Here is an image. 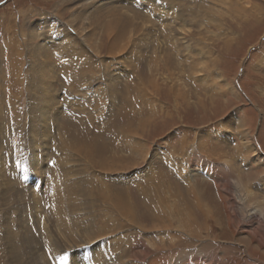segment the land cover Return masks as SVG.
Returning a JSON list of instances; mask_svg holds the SVG:
<instances>
[{
	"label": "rangeland",
	"instance_id": "rangeland-1",
	"mask_svg": "<svg viewBox=\"0 0 264 264\" xmlns=\"http://www.w3.org/2000/svg\"><path fill=\"white\" fill-rule=\"evenodd\" d=\"M100 1L105 9L95 7ZM112 14H122L129 25L116 39L104 25ZM58 37L85 47L74 56L50 52L55 99L43 128L35 111L29 119L44 97L39 71L46 58L36 54L34 44L45 42L54 51L50 42ZM127 93L130 102H124ZM115 96L119 107L105 124ZM101 121L105 133H113L105 152L95 132ZM128 126L138 129L136 136ZM118 127L135 143L141 140L135 148ZM33 130L43 137L35 136L37 143ZM144 147L153 164L137 155V164L116 171L112 164L119 156L127 160ZM98 160L108 169L95 164ZM54 161L63 162L61 182L70 186L56 197L48 171ZM66 164L78 181L68 179ZM146 165H152L150 176ZM143 170L146 176L137 177ZM157 193L160 217L153 202ZM70 196L82 201L76 213L86 228L69 239L64 209ZM122 197L136 211L132 218L116 210V198ZM173 206L182 216L190 211L201 226V238L183 250L177 244L187 239L179 232L191 240L193 231L177 229L175 213L165 217ZM262 215L264 0L0 3V264H75L77 250L111 264H220L222 254L213 245L200 248L209 239L238 244L231 252L237 264H264ZM43 225L58 235L55 247L48 245ZM70 240L81 246H67ZM252 248L256 253L249 255Z\"/></svg>",
	"mask_w": 264,
	"mask_h": 264
},
{
	"label": "bare ground",
	"instance_id": "bare-ground-1",
	"mask_svg": "<svg viewBox=\"0 0 264 264\" xmlns=\"http://www.w3.org/2000/svg\"><path fill=\"white\" fill-rule=\"evenodd\" d=\"M117 1V0H116ZM103 3H104V1H100L99 2V4L98 5H96L95 7L96 8H100V7H102L101 9H105L106 8V6L104 7V5H106V4H104L103 5ZM112 3V2H111ZM108 7V6H107ZM168 11H169V9L168 8H166ZM102 11V10H101ZM165 11V9H163V11L162 12H164ZM169 13V12H168ZM102 14V13H101ZM113 15V14H112ZM110 15V18L112 19L111 21H110V24H108V23H104V25H106V29L108 30V29H111V34H114L112 37H113V39H116V38H118L120 35L121 36H124V35H126L127 34V32H129V25H127L126 23H125V21H124V19L121 17V15H118V16H116V15ZM137 15V14H136ZM174 15V14H173ZM172 15V16H173ZM138 16V15H137ZM108 17H109V15H108ZM140 18H141V16H140ZM133 26V25H132ZM131 26V27H132ZM115 29H116V31L117 32H115ZM35 30V29H34ZM135 30H138V28L136 27L135 28ZM119 31H121V32H119ZM55 38H52L51 39V45H52V49H57V50H54V51H50V50H47V48L48 47H46L45 46V42L43 43V42H41V43H39V44H34V45H36V46H34V48H35V52H36V54L37 53H39V52H41L42 53V57L41 58H46V62L45 61H43V62H45V64L40 68V71H39V73L42 75V76H39V80L40 81H42V86L40 87L41 88V90L44 92V97H42L41 96V99H40V101H41V103H39V108H35L34 110H31L30 111V120L31 119H33V117H35V112H36V114H37V118H38V123H39V125L41 126V127H43V128H45L46 126H45V118L48 116V115H50V113H51V111H52V106H54L53 105V101H54V97H53V92H54V88L52 87L53 86V84L54 83H52V81H50V77L52 78V79H54V77H56L55 75H53L52 76V73L51 72H53L52 71V66H51V62L50 63H48L49 61V57H51L50 55H51V53L50 52H55V53H60V51H61V53H60V55H62V56H69V55H73L74 56V54H80V53H82V51H83V49H84V47H85V45H83L82 47L81 46H78L77 44H75V42H68V44H66V42L64 41V39L62 38V37H58V39H55L56 40V42L55 41H52V40H54ZM50 46V45H49ZM112 47V49L113 50H116L117 49V47L114 45V47L113 46H111ZM72 48V49H71ZM70 49V50H69ZM72 50V51H71ZM163 52V54L165 55V58L167 57V53H166V51L164 52V51H162ZM34 53V52H33ZM40 53V54H41ZM110 53H113V52H110ZM76 54V55H77ZM49 56V57H48ZM40 58V59H41ZM37 63H39V62H37ZM40 64V63H39ZM69 66L70 67H72L73 65L72 64H69ZM69 66L68 65H66V69H69ZM55 70V69H54ZM108 84H114V82L112 83V82H109ZM108 90H109V88H108ZM125 90V89H124ZM112 93H113V91H112ZM126 93V92H125ZM146 93V92H145ZM129 93H127V96H126V99H124V102H125V100L127 101V102H130L131 100H130V98H129V95H128ZM121 95L122 94H120V97H121ZM131 96V95H130ZM128 98V99H127ZM115 100H118V98L116 99V96H115V98L113 97V99L111 100L112 101V103H109V108H108V113H107V115H105L104 116V121H105V124H106V122L110 119V117L114 114V110H117L118 109V107H119V105L115 102ZM56 101V100H55ZM113 102H115L116 104H113ZM35 111V112H34ZM57 111V110H56ZM54 112V111H53ZM142 113V112H141ZM110 116V117H109ZM32 117V118H31ZM150 118V117H149ZM145 119V120H144ZM144 119H141V120H144V121H141V122H139V124H140V126H138V129H142V131H143V128L145 127V124L146 123H144L145 121H147L148 119H146V118H144ZM51 120V119H50ZM103 120V119H102ZM32 121H35V120H32ZM37 121V120H36ZM104 121H101V123L99 124V128H97V126H95V132L103 139V140H105V142L103 141L102 142V139L100 138V137H96L97 138V140L98 141H100L101 143H97V145H98V147H99V149H100V152H105L107 149H106V145H105V143H108L109 141H106V139H110L112 136H111V134H113V133H111L110 134V136H108L107 135V133H105V128H104V126H103V124H102V122H104ZM37 123V124H38ZM47 124V123H46ZM32 126V125H31ZM49 126V125H48ZM51 126V125H50ZM122 128V127H121ZM120 127H118L116 130H118L119 132H120V134H121V136H122V139L124 140V141H127V140H129L133 145H134V148H135V146H137L138 145V143L141 141L140 140V138H138L140 141L139 142H136L135 143V141L134 140H131V139H133L134 137H132V138H127L128 137V133L126 132L125 133V135H124V133H123V131H122V129H121ZM138 129H136V127H134V126H128V128H126V131H128L129 133H131L132 134V136H136V134L134 133V132H136V130H138ZM46 130V129H45ZM36 131H34L33 130V135H32V137L34 138V139H36L35 140V143H37L38 141H37V138H35V136L36 137H38V140L40 141L43 137L40 135V132H36ZM50 134V133H49ZM106 135L109 137V138H107L106 137ZM50 138H51V136H50ZM136 138V137H135ZM46 139V138H45ZM135 140H137V139H135ZM125 143V142H124ZM64 144V143H63ZM137 144V145H136ZM132 146V145H131ZM141 146V145H140ZM147 147V146H146ZM187 147V146H186ZM139 148V147H138ZM141 148V147H140ZM213 150V149H212ZM134 151H135V149H134ZM216 151V150H215ZM213 152L214 154H217V152ZM137 155L139 156L138 158H141L142 157V159L144 158V159H148V162L149 163H151V164H153V162H150V161H152L151 160V158H153V157H151L152 155H150V154H148V152H147V150L145 149V147H144V149L142 150V153L140 154V151L138 152V153H134V155L132 154L131 156H129V157H127L128 159L127 160H125L124 158H123V156L121 157V156H119L120 158L117 160V161H115L112 165H114V167H116V171L117 170H119L120 172H122V170L124 169V165H128V164H130V165H135V164H137L136 162H138V158H137ZM36 156V155H35ZM141 156V157H140ZM93 158V157H92ZM95 158H97V157H94V159ZM63 159H64V161L66 162V160L67 161H69L70 160V158H69V156L68 155H65V156H63ZM122 159H124V161L122 160ZM103 162L105 161L106 162V159H101ZM145 161V160H144ZM156 161V160H155ZM154 161V162H155ZM90 162H91V164H93V159H90ZM103 162H99V160L95 163V164H98V166L100 167V168H103L102 170H104V169H108V167H109V165L107 166V163L106 164H103ZM182 162V161H181ZM61 163H63V162H61ZM60 163V161H54L53 163H51V165H50V167L48 168V171H50V175H51V178L53 179V192H52V194L53 195H55V197L57 196V194H60L61 193V190L64 192V193H67V192H69L70 191V186H69V183H67V182H61V181H63V179H64V177L62 176V170H64V168L62 169L61 168V166L60 165H62ZM145 163H147V162H145ZM148 163V164H149ZM152 165H146V171H147V173L149 174V176L151 175V171H150V168L149 167H151ZM73 170V168H68V164H66V166H65V172H66V175H67V177H68V179L69 180H72V181H78V179H73L74 177L71 175L72 173H70L71 171ZM192 170H194V169H192ZM138 171H140V170H138ZM106 172H109V171H106ZM142 172V171H141ZM140 172V175H138L139 174V172L137 173V177L138 176H144L145 175V173H144V170H143V173H141ZM61 174V175H60ZM146 176V175H145ZM262 176V175H261ZM258 178H260V176L258 177ZM67 179V178H66ZM67 179V180H68ZM138 180L140 179V178H137ZM147 179V178H146ZM147 181V180H146ZM262 181V180H261ZM255 182V181H254ZM76 183V182H75ZM149 183V182H148ZM246 183V182H245ZM248 185H249V183H248ZM246 186H247V184H246ZM151 187V186H150ZM255 187V186H254ZM256 189V188H255ZM261 189V188H260ZM259 189V190H260ZM7 191V190H6ZM262 191V190H261ZM249 192V191H248ZM247 192V193H248ZM257 192H258V190H257ZM6 194V193H5ZM117 193H115L114 195H116ZM251 194V193H250ZM254 194V193H253ZM117 195H119V194H117ZM252 195V194H251ZM250 195V196H251ZM160 197H161V194L160 193H157V196H156V198L153 200V202H155V203H157L158 205H157V210H156V212L158 213V217H160V212L163 210V207H162V205L163 204H161L160 205ZM254 197H255V195H254ZM31 198H33V196L31 197ZM220 198V197H219ZM222 198V197H221ZM250 198V197H249ZM248 198V199H249ZM22 199V198H21ZM251 199H253V197H251ZM116 200H117V203L115 204V206L117 207L116 208V210H118V211H120L124 216H127V217H129V218H132L133 216H135L134 215V213L136 212L134 209H133V207L130 205V204H128L124 199H123V197L122 198H116ZM250 200V199H249ZM66 206H65V216H64V218H66V220L68 221L67 222V229H68V231H69V233H70V236H69V239L72 237V236H77L78 235V232H81V228L82 229H85L86 228V222H85V220H84V218L81 216V214H78V213H76L77 211V207L79 206H81L82 204H80L82 201L81 200H76L75 198H73V197H71L70 196V198H66ZM150 201H152V199L150 200ZM166 202V201H165ZM225 202V201H224ZM242 202V201H241ZM257 202V201H256ZM259 202V201H258ZM61 204H63V203H61ZM178 206V205H177ZM173 207H175V206H173ZM164 208H166V207H164ZM185 209V211H187V207H185L184 208ZM168 210V211H167ZM204 210L205 211H207V213H209V210L208 209H205L204 208ZM151 211V210H150ZM166 214H165V217L167 218V219H169L170 217V214L168 213V212H173V213H175V215L177 216V223H178V225H176V228L178 229V228H180V229H185V228H188L189 230H192L193 231V236H192V239L190 240L189 238H185V236H184V234H185V232H183L182 233V231H180L179 232V238L181 239V240H183V239H187V241H185V243H181V242H179L178 244H177V247H179L181 250H183V248L184 247H191V244H194V241L195 240H198V239H200L201 238V232H199L200 231V227L201 226H199L198 224L199 223H197V221H195V219L193 218V217H191V215H189L190 214V211H188L187 213H184L185 215H188V216H182V214H180L178 211H177V209H176V207L175 208H171V210H170V207L169 208H166ZM184 211V212H185ZM155 212V211H154ZM153 211L152 212H149V214L153 217L154 215H155V213H154ZM259 212H260V210H259ZM162 215V214H161ZM250 215V214H249ZM262 216H264V215H262ZM217 217V216H216ZM259 217V216H258ZM209 218H210V216H209ZM213 218V217H212ZM263 218V217H262ZM261 218V219H262ZM54 219V218H53ZM232 219V218H231ZM230 220V217L228 216V221ZM263 220V219H262ZM213 221L216 223V224H219V221H218V219H216V218H213ZM51 222V221H50ZM164 223V226H165V224H168V223H166V222H163ZM43 227H45L44 228V231L45 232H47V234H49V238H47L46 240L48 241V245L49 246H51V247H55V239L57 238V236L58 235H56V233L54 234L53 232H52V230L50 229V231H51V233H49L48 231H47V228H48V226L46 227V226H44L43 225ZM264 226L262 225V228H263ZM50 228V227H49ZM233 230V232H234V229L233 228H230V230ZM229 230V231H230ZM175 231H177V230H175ZM89 232V231H88ZM232 232V233H233ZM218 235H219V232H218V234L217 235H211L212 237L213 236H215V237H218ZM231 235V234H230ZM65 238V237H64ZM71 241V243H66V245L67 246H71V245H74V247L73 248H79L80 246H81V244L79 245V243L80 242H75V240H70ZM87 241H89V240H87ZM84 244L86 243V241H82ZM165 243V242H164ZM163 243V244H164ZM168 243L171 245V247H172V245H174L172 242H170L169 240H168ZM258 243V242H257ZM211 245H213L215 248L214 249H216V251H218V252H220V254H222V256H220V260L218 261V262H220V264H237V262L232 258V255H231V252H233L234 251V249H236V247H239V245L237 244V245H223L221 242H219L217 239H209L208 241H204V242H202L201 243V246H200V248L201 249H206V248H208L209 246L211 247ZM161 246H163L162 244H161ZM184 246V247H183ZM246 248V247H245ZM239 249V248H238ZM254 252L253 254H255L256 253V249L255 248H252V249H250V252L248 251V254L249 255H252V251ZM236 251V250H235ZM244 251H246V250H244ZM83 252V253H82ZM86 250H84V251H80L79 252V250H77V252H76V256L78 257V259L75 261L77 264H111L109 261H108V259L106 258V257H103L102 259H100V257H99V255L98 254H96V253H92V251H87L86 253ZM197 253H199V254H195V256H197V257H200L201 256V254H200V251L199 252H197ZM213 253V252H212ZM235 253V252H234ZM83 255V256H82ZM235 255V254H234ZM245 255V254H244ZM247 255V254H246ZM245 255V256H246ZM191 256V255H190ZM244 256V257H245ZM256 256V255H255ZM243 257V256H242ZM241 257V258H242ZM250 257V256H249ZM253 258H255L254 260H261V257L259 256H256V257H254L253 256ZM214 259V258H213ZM243 259V258H242ZM246 259V258H245ZM244 259V260H245ZM263 259V258H262ZM239 261H242V260H239ZM75 263V264H76ZM254 263V262H253ZM211 264V263H210ZM254 264H259L258 262H256V263H254Z\"/></svg>",
	"mask_w": 264,
	"mask_h": 264
},
{
	"label": "snow or ice",
	"instance_id": "snow-or-ice-1",
	"mask_svg": "<svg viewBox=\"0 0 264 264\" xmlns=\"http://www.w3.org/2000/svg\"><path fill=\"white\" fill-rule=\"evenodd\" d=\"M0 3H3V0H0Z\"/></svg>",
	"mask_w": 264,
	"mask_h": 264
}]
</instances>
